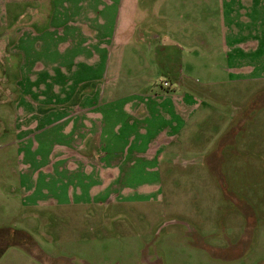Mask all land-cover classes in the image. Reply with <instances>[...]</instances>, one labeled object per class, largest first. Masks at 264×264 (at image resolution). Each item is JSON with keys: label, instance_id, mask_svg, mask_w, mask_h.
I'll use <instances>...</instances> for the list:
<instances>
[{"label": "rangeland", "instance_id": "obj_1", "mask_svg": "<svg viewBox=\"0 0 264 264\" xmlns=\"http://www.w3.org/2000/svg\"><path fill=\"white\" fill-rule=\"evenodd\" d=\"M0 264H264V0H0Z\"/></svg>", "mask_w": 264, "mask_h": 264}, {"label": "crops", "instance_id": "obj_2", "mask_svg": "<svg viewBox=\"0 0 264 264\" xmlns=\"http://www.w3.org/2000/svg\"><path fill=\"white\" fill-rule=\"evenodd\" d=\"M173 41L171 39H168V42L166 44V46H168L169 48L170 47H178L177 50H180L182 49V46H179V43H177L176 45L174 44V42L172 43ZM163 46H165L164 44H162ZM181 55L182 54H167V55H164L161 59H160V55L158 53V55L156 54V61L153 65H155L156 68H158L157 66L163 64V65H166L165 68L167 69V71H172L174 73V78L175 79H178V78H181L182 76V69H183V64H182V61H181ZM160 60H159V59ZM167 61L169 60V62H167V64H164L163 62L161 61ZM229 69H233V67H229ZM158 70V69H157Z\"/></svg>", "mask_w": 264, "mask_h": 264}, {"label": "built area", "instance_id": "obj_3", "mask_svg": "<svg viewBox=\"0 0 264 264\" xmlns=\"http://www.w3.org/2000/svg\"><path fill=\"white\" fill-rule=\"evenodd\" d=\"M162 84H164V85H165V84H167V83H166V81L164 80V81L162 82Z\"/></svg>", "mask_w": 264, "mask_h": 264}]
</instances>
